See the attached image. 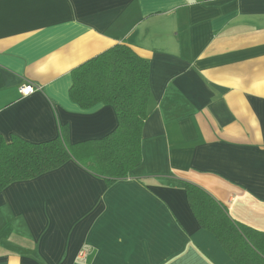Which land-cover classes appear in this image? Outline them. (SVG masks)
I'll list each match as a JSON object with an SVG mask.
<instances>
[{"label":"crops","instance_id":"1","mask_svg":"<svg viewBox=\"0 0 264 264\" xmlns=\"http://www.w3.org/2000/svg\"><path fill=\"white\" fill-rule=\"evenodd\" d=\"M120 44L150 65L140 165L109 185L70 160L6 187L0 264H233L186 183L264 232V0H0V134H110L113 107L83 110L70 89Z\"/></svg>","mask_w":264,"mask_h":264},{"label":"trees","instance_id":"2","mask_svg":"<svg viewBox=\"0 0 264 264\" xmlns=\"http://www.w3.org/2000/svg\"><path fill=\"white\" fill-rule=\"evenodd\" d=\"M149 62L128 45H117L72 72L70 98L81 109L111 106L118 124L107 136L71 144L62 128L47 142L0 134V193L70 160L107 183L127 179L141 163V139L151 95ZM189 206L201 229L217 240L233 264H264V232L234 221L225 206L197 185L186 183Z\"/></svg>","mask_w":264,"mask_h":264},{"label":"built area","instance_id":"3","mask_svg":"<svg viewBox=\"0 0 264 264\" xmlns=\"http://www.w3.org/2000/svg\"><path fill=\"white\" fill-rule=\"evenodd\" d=\"M37 90H39L37 87H35L34 85H24L22 87H20L19 92L22 95H31L34 92H36Z\"/></svg>","mask_w":264,"mask_h":264}]
</instances>
